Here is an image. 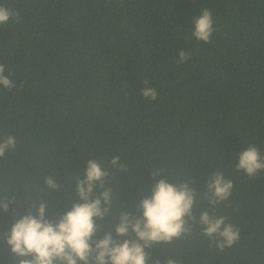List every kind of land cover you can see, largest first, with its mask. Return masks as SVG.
<instances>
[{
  "label": "trees",
  "instance_id": "trees-1",
  "mask_svg": "<svg viewBox=\"0 0 264 264\" xmlns=\"http://www.w3.org/2000/svg\"><path fill=\"white\" fill-rule=\"evenodd\" d=\"M19 13L0 25V64L15 87H0V241L13 223L47 205L58 220L79 202L89 160L108 172L111 207L94 239L121 212L142 216L159 179L194 190L190 231L146 249L149 264H264V172L235 171L255 145L264 156V0H0ZM212 12L211 42H197L192 20ZM180 51L190 54L178 64ZM154 88L149 102L141 89ZM119 157L116 166L111 165ZM233 182L210 205L214 172ZM158 173L154 180L153 174ZM52 178L58 190L46 179ZM103 205V202H102ZM35 206V207H33ZM226 217L238 240L220 249L204 235L202 213ZM113 238L116 237L113 231ZM134 238V236L132 237ZM0 264H19L0 243Z\"/></svg>",
  "mask_w": 264,
  "mask_h": 264
},
{
  "label": "clouds",
  "instance_id": "clouds-1",
  "mask_svg": "<svg viewBox=\"0 0 264 264\" xmlns=\"http://www.w3.org/2000/svg\"><path fill=\"white\" fill-rule=\"evenodd\" d=\"M13 18L18 20L19 13L0 6V25ZM192 29L191 34L197 42L210 43L216 31L211 10L203 9L198 17H194ZM189 59L190 54L180 51L177 63L184 64ZM0 87H15L10 75H5L3 64H0ZM141 95L149 102L158 99L156 90L148 86L147 81ZM14 147L15 137L9 135L4 142H0V157ZM118 162L119 157H114L111 165L116 166ZM235 171L243 172L250 178L264 172V156L255 145H249L238 155ZM157 175L153 174L152 178L155 180ZM107 176L108 172L98 161L89 160L85 179L76 182L79 202H73L70 210L55 221L46 218L47 205L40 202L35 214L30 210L16 220L0 243L9 249L10 256L19 264H149L146 249L190 231L185 218L191 217L194 190L186 183H168L159 179L151 189L150 198L142 199L138 205L142 216L121 212L118 223L102 239H94L99 231L97 221L103 220L109 213L112 192L106 189L98 197L92 194L97 185L103 186ZM46 184L52 190L59 188L52 178L46 179ZM206 187L211 193L209 204L215 206L228 200L233 182L225 178L223 172L217 171L209 178ZM9 203L0 200V210L8 212ZM199 223L204 235L214 239L220 249L232 246L239 238V229L226 223V217H211L205 211ZM113 231L119 239L113 238ZM167 264L175 262L168 260Z\"/></svg>",
  "mask_w": 264,
  "mask_h": 264
}]
</instances>
